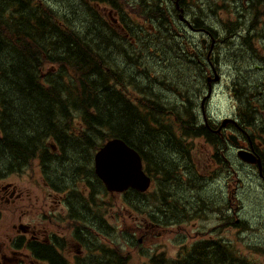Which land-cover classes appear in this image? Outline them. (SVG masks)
<instances>
[{
	"label": "trees",
	"instance_id": "1",
	"mask_svg": "<svg viewBox=\"0 0 264 264\" xmlns=\"http://www.w3.org/2000/svg\"><path fill=\"white\" fill-rule=\"evenodd\" d=\"M195 1L180 4L201 26L216 14L217 5L209 0L207 11ZM66 5L68 18L46 0H5L0 7V157L10 169L36 155L61 161L57 156L63 154L62 162L68 161L63 174L72 173L80 183L91 175V200L80 193L79 202L88 208L96 203L94 228L109 241L97 240L96 250L102 251L97 264H130L126 248L139 240L130 229L103 219L108 208L142 214L144 228L158 234L187 224L185 174L179 167L190 161L193 138L218 137L199 123L202 76L194 74L202 65L195 55L199 51L169 0H127L137 14L120 16L129 36L85 0ZM75 14L85 19L86 28L74 25ZM208 30L216 36L214 27ZM195 83L199 86L193 90ZM162 91H178L184 98L172 101ZM115 137L142 156L155 185L147 193L130 188L117 201L107 198L106 186L90 167L95 152ZM190 176L200 179L192 171ZM188 184L195 185L190 177ZM112 217L120 220L121 214ZM176 237L184 242L182 232ZM238 250L222 240L208 246L197 240L184 244L176 258L155 251L148 264H261Z\"/></svg>",
	"mask_w": 264,
	"mask_h": 264
},
{
	"label": "flooded vegetation",
	"instance_id": "2",
	"mask_svg": "<svg viewBox=\"0 0 264 264\" xmlns=\"http://www.w3.org/2000/svg\"><path fill=\"white\" fill-rule=\"evenodd\" d=\"M61 1L77 5L81 0ZM86 1L98 5L107 21L129 36L117 21L127 12V0H119V7L118 0ZM208 1L200 0L199 4L202 8L206 6L207 10ZM4 3L5 0H0V7ZM215 5L216 14L210 13L204 25L195 26L191 19L196 29L191 31L200 35L201 43L197 46L199 53H195L202 64L199 68L202 91L198 114L204 107L206 115H198L199 123L218 137L209 139L201 135L193 139L190 161L184 163L187 168L184 196L191 219L181 227L172 225L169 234L177 236L184 230V244L188 247L197 240L205 246L219 240L226 241L241 250L249 261L252 257L255 262L263 264L264 239L261 236L264 221L259 217L251 220L243 212L250 195L248 190L258 191L264 201V0H215ZM213 16H217L218 23L213 21ZM210 25L216 30L215 37L209 33ZM223 53L229 54L225 56ZM248 58L262 66L251 72L250 64L245 63ZM229 65L240 74L228 79L227 90L223 91L227 93L224 100L227 104L230 102L233 112L232 115L213 118L210 114L213 98H222L215 93L214 81L221 80L219 71ZM199 72L194 71V74ZM250 73L254 76L248 79ZM209 91L211 95H208ZM161 94L172 101L184 98L178 91L174 94L162 91ZM195 140L198 143L203 140L207 146V156L203 159L196 158V152L201 150L197 149ZM242 151L252 155L253 161L251 158L242 159ZM63 157V154L57 156L61 161L46 160L41 155L30 157L25 167L7 176L3 171L6 164L0 162V264H97V256L102 254L101 250H96L97 240L98 243L109 241L94 228L96 222L91 214H96V203L90 202L88 208L79 202L80 193L84 199L89 196L88 201L91 200L94 180L89 175L82 177L80 183L72 176L67 182L69 176L63 174L62 165L68 161L62 162ZM90 168L95 172L94 163ZM191 171L200 179L195 181L190 176ZM19 176L28 180L39 177L45 191H49L44 195L48 203L30 209L28 205L33 206L26 200L30 197L26 194L27 189L21 186ZM9 177L14 181H9ZM188 177L195 185L188 184ZM234 186L238 195H235L236 189L232 190ZM243 191L245 196L241 195ZM103 219L112 225L107 214ZM192 224L196 230L194 235L187 231V226ZM255 224L261 227L255 228L254 234L251 229ZM240 241L247 245L245 252L239 248ZM184 252L193 251L186 249ZM261 255L263 260L259 259Z\"/></svg>",
	"mask_w": 264,
	"mask_h": 264
},
{
	"label": "rangeland",
	"instance_id": "3",
	"mask_svg": "<svg viewBox=\"0 0 264 264\" xmlns=\"http://www.w3.org/2000/svg\"><path fill=\"white\" fill-rule=\"evenodd\" d=\"M46 1L52 2L54 5H58L63 11L62 13L67 15V13H65V10H67L69 6H67L66 4H63L61 0H46ZM224 15H226V13H224ZM73 18H75L74 20L75 26H82L86 28L87 23L85 19L80 17V15L75 14ZM213 21L218 23L216 19H213ZM192 36H193V39H192L193 43L197 44L198 46L199 40H200L199 35L193 33ZM225 52H228V50L225 49ZM223 54L226 56L229 53H223ZM245 63L250 64L251 72L257 71V67L262 66L260 64L257 65L255 61H253L251 58L246 59ZM206 71L211 72L210 69H207ZM197 72H199V70H197ZM219 73L222 75V78L221 80L214 81L213 88L215 89V93L222 98H213L212 104L210 106L211 107L210 114L212 115L213 118L215 116L221 118L223 116L232 115L233 109L231 108L230 102L227 104V102L224 100V98H226L227 93H224L223 91L227 90L226 83L228 82V79L236 78L237 76L240 75L238 70H236L230 65L226 66L223 71L221 72L219 71ZM253 76H254V73H250V75H248V79ZM195 84H193V86H195L193 90H195L200 85V83L199 85L197 83ZM196 141L197 140H195V142ZM195 145H197V149L201 150V152H196V158L199 157L200 159H203L204 157H206L207 156V146L204 144V141L201 140L199 143L196 142ZM181 164L182 162H180V165ZM186 171H187V168L185 167V165H181L179 167L180 174H185ZM68 176L69 177H67V182H70L68 180L72 178V173L68 174ZM11 180H14V179H11ZM19 181H22L21 186L24 189H27L26 194H29L27 196L30 198L26 200L32 203L33 207H30L28 205L30 209L31 208L36 209L39 207V205H44L45 204L44 202L48 203V200L45 199L44 195H46L49 191H45V189L43 188L42 181L39 177H36L34 180L32 179L28 180V178L25 176H19ZM151 186L154 187L155 186L154 183H152ZM235 189L236 187L234 186L232 190L234 191ZM248 192L250 193V195H249V198H246L245 210L243 209L244 210L243 214L247 216L248 218H250L251 220L255 221L257 220L255 218L259 217V219L264 221V206L260 205V200H261L260 193L258 191H255L254 189L250 191L248 190ZM235 195H238L237 189H236ZM241 195L245 196L244 191L241 192ZM115 198L117 201L118 197L115 196ZM36 202L37 203L39 202V203L35 204ZM119 211L117 209L114 210V214L115 215L121 214V217H120L121 220L114 219L112 217L111 211L106 213L108 220L112 224L118 225L120 229L126 228L127 230L130 229L132 232H135L136 237L139 240L140 238H142V241H140L137 246L126 248L127 254L128 253L130 254V258H131L130 264H148L150 255H152L155 251H164L166 252L168 257H173V258L177 257L179 249L181 248L183 243H178L176 235L169 234V229L164 234H158V231L150 232V229L144 228L146 219L141 214L133 213V215L132 214L129 215L127 213L125 215L124 213H126V210H123L121 213H119ZM192 227H193V224L192 226H187V231L191 235H194L196 230L193 229ZM257 227H261V226L259 224H255L253 228L251 229L252 233H254V229ZM181 232L185 235L184 230H181ZM261 237L264 239V226H263V234ZM239 248H241L245 252L247 245L241 242L239 245ZM259 259L263 260L262 255L259 256ZM263 264H264V261H263Z\"/></svg>",
	"mask_w": 264,
	"mask_h": 264
},
{
	"label": "water",
	"instance_id": "4",
	"mask_svg": "<svg viewBox=\"0 0 264 264\" xmlns=\"http://www.w3.org/2000/svg\"><path fill=\"white\" fill-rule=\"evenodd\" d=\"M173 1H175L177 9L181 11V20L185 21L184 10L181 8L179 0ZM52 147L55 150L53 145ZM240 157L242 159L251 158L252 161L254 159L245 151L241 152ZM95 172L112 193H122L129 188L146 192L152 183L151 176L143 168V159L140 153L123 139L117 137L107 140L95 154Z\"/></svg>",
	"mask_w": 264,
	"mask_h": 264
},
{
	"label": "bare ground",
	"instance_id": "5",
	"mask_svg": "<svg viewBox=\"0 0 264 264\" xmlns=\"http://www.w3.org/2000/svg\"><path fill=\"white\" fill-rule=\"evenodd\" d=\"M7 12L3 13V14H6Z\"/></svg>",
	"mask_w": 264,
	"mask_h": 264
}]
</instances>
